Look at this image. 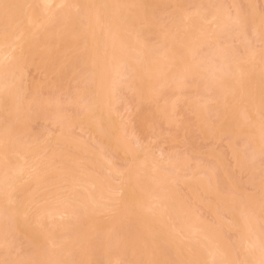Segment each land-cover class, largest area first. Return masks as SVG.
I'll list each match as a JSON object with an SVG mask.
<instances>
[{"label": "rangeland", "instance_id": "obj_1", "mask_svg": "<svg viewBox=\"0 0 264 264\" xmlns=\"http://www.w3.org/2000/svg\"><path fill=\"white\" fill-rule=\"evenodd\" d=\"M72 1L0 9V264H263L264 0Z\"/></svg>", "mask_w": 264, "mask_h": 264}, {"label": "bare ground", "instance_id": "obj_2", "mask_svg": "<svg viewBox=\"0 0 264 264\" xmlns=\"http://www.w3.org/2000/svg\"><path fill=\"white\" fill-rule=\"evenodd\" d=\"M42 2H43V4H44V6H42V7H44L42 10V12H44V13H42V15L44 14V17L43 18H41L42 17V15L41 16H38V18H37V14L34 12V11H31V12H29L28 13V16L27 17H24V19H25V22H26V27H24V28H21L20 29V31L13 37V40L12 41H9V40H7V41H3V42H0V72L2 73V72H5V73H3V76L4 75H6V73L11 69V67H7V65L8 64H10L9 62H11V60H14L16 57L18 58L21 54H18V51L19 52H23V51H25V50H27V51H29L28 50V47H29V49H31L32 47H30L31 46V44H32V46L34 45V43H32V42H29V40H30V37L31 36H33L32 34H31V30H32V33L34 32V30H35V27L34 28H32L33 26H36L37 27V25L35 24V22H37V21H35L36 19L37 20H39L40 21V19H39V17L41 18V20L42 19H44V20H42L43 22L41 23V25H42V27H41V29L39 28L40 26L38 25V32H37V30L34 32V34L36 35V36H34L33 37V39L35 38V37H37L38 36V34H40V33H42V32H44L43 31V28H45V26H46V28L45 29H47V27L49 26V24H51L52 22H55V20H53V19H55L56 18V15H54V13H55V11L56 10H58V9H63L64 7H68L69 5H71V3L73 2L72 0H41ZM72 1V2H71ZM2 2H4V0H0V3H2ZM71 2V3H70ZM6 6H7V4H5ZM11 5V4H10ZM12 5H15V4H12ZM12 5L10 6V8L12 7ZM15 6H17V5H15ZM1 7H3V3L1 4V6H0V9H1ZM6 9V8H5ZM14 9H17V8H14ZM61 9V10H62ZM66 9V8H65ZM65 9H63L62 11H64ZM10 10H13V9H10ZM61 10H59V14L61 15ZM96 13H98V12H96ZM101 13H103V12H101ZM105 13V12H104ZM107 13V12H106ZM109 13V12H108ZM58 14V15H59ZM16 15V14H15ZM59 15V16H60ZM100 15V14H99ZM221 15V14H220ZM94 16H95V14H94ZM106 16V15H105ZM104 16V17H105ZM223 15H221L220 16V18L222 17ZM95 17H99L98 15L97 16H95ZM106 18V17H105ZM219 18V17H218ZM223 18V17H222ZM222 18H221V21H223L222 20ZM97 19H99V18H97ZM100 19H101V17H100ZM225 19V18H224ZM93 20H94V18H93ZM215 20H216V18H215ZM218 20V19H217ZM38 21V22H39ZM50 21H52V22H50ZM96 21V20H95ZM98 21V20H97ZM96 21V22H97ZM37 22V23H38ZM220 22V21H219ZM43 23L44 24H46L44 27H43ZM49 23V24H48ZM35 24V25H34ZM215 24H218V22H216ZM52 25V24H51ZM50 25V26H51ZM220 25V24H219ZM36 28V29H37ZM41 31V32H40ZM38 33V34H37ZM31 35V36H30ZM33 39H32V37H31V41H33ZM28 44H30V46L28 45ZM18 50V51H17ZM15 51V52H14ZM113 51V50H112ZM25 52H23L22 54H24ZM111 54V53H110ZM18 55V56H17ZM109 55V54H108ZM112 55V54H111ZM110 55V56H111ZM113 55H114V53H113ZM118 55V54H117ZM115 56V55H114ZM113 56V57H114ZM120 58V57H119ZM118 58V59H119ZM107 60V59H106ZM109 60H113L112 58H110ZM116 60V59H115ZM120 60V59H119ZM119 60H117L118 62H119ZM16 61H17V59H16ZM117 62V63H118ZM125 62V60L123 61V62H119V63H121L123 66H125L124 64L126 63H124ZM145 62V61H144ZM11 63H13V65H14V62H11ZM113 63H114V61H113ZM119 63L117 64V65H119ZM115 64V63H114ZM114 64H112L113 66H114ZM120 64V66H121V68H123V66ZM12 65V66H13ZM100 65H102V64H99L98 66H100ZM111 64H110V62H109V66H110ZM104 66V65H103ZM142 66V65H141ZM143 66H144V64H143ZM147 66V65H146ZM145 66V67H146ZM5 67H6V69H5ZM102 67V66H101ZM100 67V68H101ZM119 67V66H118ZM9 68V69H8ZM99 68V69H100ZM121 68H116V69H119L118 71L115 69V66H114V72H115V70H116V73H118L119 71H121ZM150 69L148 70V72L150 71H153L152 70V68L151 67H149ZM5 69V71H3ZM142 69H144V68H142ZM153 69H156V68H153ZM8 70V71H7ZM100 71V70H99ZM105 71V70H104ZM163 71V70H162ZM98 72V71H97ZM102 72V71H101ZM114 72H113V69H112V73L114 74ZM144 72V70L142 71V73ZM157 72H159V71H157ZM103 73V72H102ZM147 72H145V75L146 76H148V74H150V73H147ZM164 73H165V71H164ZM140 74H141V72H140ZM144 74V73H143ZM152 74V73H151ZM155 74H157V73H155ZM0 75H2V74H0ZM103 75V74H102ZM162 75H164V74H162ZM141 76V75H140ZM146 76H144L143 75V77H146ZM99 77V76H98ZM102 77V76H101ZM149 77V76H148ZM152 77V76H151ZM156 77H158V76H155V78ZM140 78V77H139ZM160 78V77H159ZM158 78V79H159ZM3 78L0 76V81L2 80ZM157 79V78H156ZM147 80H148V78H147ZM149 80H151L150 78H149ZM148 80V81H149ZM142 81V80H141ZM157 81V80H156ZM146 82V81H145ZM152 83V80L150 81V84ZM145 84V83H144ZM1 85H3V86H5V87H3V86H1ZM6 85H8L7 83L6 84H3V83H1L0 82V94H2V93H4V92H6V90H7V92L8 93H10V95H13V93L11 94V92L13 91V88L10 86V85H8V87L10 86L11 88H7L6 87ZM147 85V84H146ZM149 86H151V85H149L148 84V87ZM2 88H5V89H3V90H1ZM7 88V89H6ZM9 89H12V91H9ZM109 89H110V87H109ZM5 90V91H4ZM7 93V94H8ZM7 94H3V95H5L6 97H8V96H10L9 94L7 95ZM12 97V96H11ZM11 97H9V99H11ZM97 103L99 104V102L97 101ZM100 105V104H99ZM97 107V106H96ZM8 138H7V136H6V133H5V137H0V144L2 145L4 142H6V140H7ZM1 161H3V160H1ZM0 161V162H1ZM143 163V162H142ZM142 165H145V164H142ZM141 165V166H142ZM143 169H144V167H142ZM126 179H128L127 177H126ZM125 181H126V183H125ZM130 181H131V179H130ZM128 181L127 180H125L124 179V185H128L129 187L128 188H132V187H130L131 185H129L128 183H127ZM131 183V182H130ZM132 184V183H131ZM129 189V190H130ZM128 190V191H129ZM131 191V190H130ZM124 192H126V190L124 191ZM132 193V192H131ZM257 238V237H256ZM255 238V239H256ZM251 239V238H250ZM253 239H254V237H253ZM254 239V240H255ZM252 240V239H251ZM248 241H250L249 239H248ZM251 242H253V241H251ZM257 242V241H256ZM249 243V242H248ZM263 244V243H262ZM254 244H252V246H253ZM259 245H261L260 243H258V246ZM252 246H250L251 248H252ZM257 246V247H258ZM249 247V246H248ZM256 247V246H255ZM254 247V248H255ZM256 247V248H257ZM264 247V246H263ZM253 248V249H254ZM260 249H261V247H260ZM262 250V249H261ZM262 252V251H261ZM264 256V255H263ZM262 256V257H263ZM259 257V256H258ZM263 259V258H262ZM264 260V259H263ZM259 263H261V261L259 262ZM263 264H264V262H263Z\"/></svg>", "mask_w": 264, "mask_h": 264}]
</instances>
